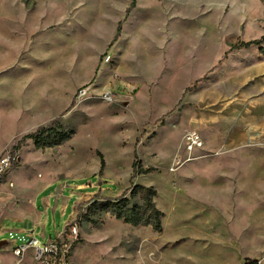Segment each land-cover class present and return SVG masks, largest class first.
I'll list each match as a JSON object with an SVG mask.
<instances>
[{
    "label": "rangeland",
    "instance_id": "obj_1",
    "mask_svg": "<svg viewBox=\"0 0 264 264\" xmlns=\"http://www.w3.org/2000/svg\"><path fill=\"white\" fill-rule=\"evenodd\" d=\"M130 1L0 0V241L76 222L73 264H264V50L233 48L264 34V0H137L114 41ZM62 114L69 140L13 149ZM136 158L153 170L132 178ZM135 184L161 232L105 209Z\"/></svg>",
    "mask_w": 264,
    "mask_h": 264
},
{
    "label": "trees",
    "instance_id": "obj_2",
    "mask_svg": "<svg viewBox=\"0 0 264 264\" xmlns=\"http://www.w3.org/2000/svg\"><path fill=\"white\" fill-rule=\"evenodd\" d=\"M137 0H131L125 13V17L119 21L117 31L114 36L116 41L122 32L123 22L129 17L132 10L136 7ZM264 34L257 39L241 42L233 48L250 47L253 45L259 46L264 50ZM203 78L197 79L192 87H194ZM75 105L73 101L66 111ZM65 114V112H64ZM72 137V131L67 129L63 122V114L57 116L52 121L46 124L39 125L35 131L23 135L18 143L13 147L14 150L20 149L27 140H32L35 147L38 149L55 148L62 145L64 142ZM101 158V166L99 173H103L105 168V159L103 155ZM153 170L152 167L144 168L140 160L133 163V175L135 178L138 174L149 173ZM3 178H0V182ZM158 192L153 187H146L140 184H135L131 190L130 196L123 194L114 200H108L105 209L111 211L118 220H122L134 226H150L156 232L163 230L162 215L163 212L157 207L155 197ZM141 197L142 203L136 202L137 197ZM71 224L68 225L69 228Z\"/></svg>",
    "mask_w": 264,
    "mask_h": 264
},
{
    "label": "built area",
    "instance_id": "obj_3",
    "mask_svg": "<svg viewBox=\"0 0 264 264\" xmlns=\"http://www.w3.org/2000/svg\"><path fill=\"white\" fill-rule=\"evenodd\" d=\"M85 91H82L84 95ZM106 100L111 99V94H103ZM186 148L189 152L195 146H202L203 141L196 130H191L185 135ZM15 157L11 154L0 156V178H3L12 168ZM68 227V226H67ZM9 242H13L12 250H5L12 256V261L7 262L0 257V264H73L72 254L79 239V229L76 222L71 223L57 239L43 243L34 235L33 230H9ZM5 246V245H4ZM2 246L0 250H4Z\"/></svg>",
    "mask_w": 264,
    "mask_h": 264
},
{
    "label": "crops",
    "instance_id": "obj_4",
    "mask_svg": "<svg viewBox=\"0 0 264 264\" xmlns=\"http://www.w3.org/2000/svg\"><path fill=\"white\" fill-rule=\"evenodd\" d=\"M78 189H83L84 187H85V185L84 184H79V185H77L76 186ZM28 218H32L33 220H35V221H38V211L37 210H35V208L33 209V210H31V213L27 216ZM26 217V218H27ZM25 230V229H24Z\"/></svg>",
    "mask_w": 264,
    "mask_h": 264
},
{
    "label": "water",
    "instance_id": "obj_5",
    "mask_svg": "<svg viewBox=\"0 0 264 264\" xmlns=\"http://www.w3.org/2000/svg\"><path fill=\"white\" fill-rule=\"evenodd\" d=\"M6 244H7V241H6V240L0 241V248H1L2 246L6 245Z\"/></svg>",
    "mask_w": 264,
    "mask_h": 264
}]
</instances>
